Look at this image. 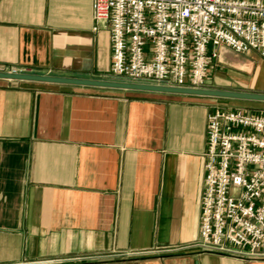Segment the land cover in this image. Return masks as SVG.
<instances>
[{"label": "crops", "instance_id": "0c3cea01", "mask_svg": "<svg viewBox=\"0 0 264 264\" xmlns=\"http://www.w3.org/2000/svg\"><path fill=\"white\" fill-rule=\"evenodd\" d=\"M91 4L0 0V65L142 83L110 73L109 30L93 29ZM218 54L209 70L225 47ZM255 72L264 86V60ZM217 107L205 96L0 79V264H264L188 247Z\"/></svg>", "mask_w": 264, "mask_h": 264}, {"label": "built area", "instance_id": "2783aa9c", "mask_svg": "<svg viewBox=\"0 0 264 264\" xmlns=\"http://www.w3.org/2000/svg\"><path fill=\"white\" fill-rule=\"evenodd\" d=\"M91 9L93 29L109 30L118 78L201 89L220 47L264 60V0H92ZM202 160L198 237L188 247L264 260V115L215 108Z\"/></svg>", "mask_w": 264, "mask_h": 264}, {"label": "rangeland", "instance_id": "374dc122", "mask_svg": "<svg viewBox=\"0 0 264 264\" xmlns=\"http://www.w3.org/2000/svg\"><path fill=\"white\" fill-rule=\"evenodd\" d=\"M225 49L227 52V54L224 55L226 57L225 60L211 67L208 72L205 86H213L218 88V90L243 92L264 90L263 84H260L255 78V71L259 67V57L250 56L252 52L236 54L229 48L225 47ZM220 100H222L226 108H241L244 110L248 109L249 111L264 110V102L238 99Z\"/></svg>", "mask_w": 264, "mask_h": 264}, {"label": "water", "instance_id": "95a60500", "mask_svg": "<svg viewBox=\"0 0 264 264\" xmlns=\"http://www.w3.org/2000/svg\"><path fill=\"white\" fill-rule=\"evenodd\" d=\"M0 79L6 80H18V81H35L54 84L74 85V86H87L98 87L118 90H134V91H146L156 93L167 94H183V95H195L205 96L220 99H238L264 102V93L258 92H243V91H230V90H218L208 88H178L163 85H152L145 83H130L108 80H96V79H81L72 77H59V76H45L24 74L15 72H3L0 73Z\"/></svg>", "mask_w": 264, "mask_h": 264}]
</instances>
